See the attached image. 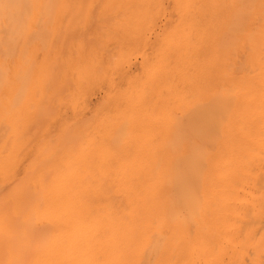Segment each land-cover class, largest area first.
I'll return each instance as SVG.
<instances>
[{
	"label": "bare ground",
	"instance_id": "bare-ground-1",
	"mask_svg": "<svg viewBox=\"0 0 264 264\" xmlns=\"http://www.w3.org/2000/svg\"><path fill=\"white\" fill-rule=\"evenodd\" d=\"M73 1L82 0H0V264H264V0H201L200 123L184 130L172 119L168 176L159 168L146 178L77 180L69 166L76 175L8 177L29 118L27 41L51 32L47 19ZM88 1L123 8L161 0ZM172 2L177 74L188 0ZM16 50L26 58L16 65L22 87ZM35 78L33 94L43 88L42 74Z\"/></svg>",
	"mask_w": 264,
	"mask_h": 264
},
{
	"label": "rangeland",
	"instance_id": "rangeland-1",
	"mask_svg": "<svg viewBox=\"0 0 264 264\" xmlns=\"http://www.w3.org/2000/svg\"><path fill=\"white\" fill-rule=\"evenodd\" d=\"M73 2L66 3L63 8L70 5V10L58 19H47L51 32L32 34L27 41L29 118L12 147L14 161L12 167H6L11 173L6 170V174L15 180L28 179L27 173L34 171L29 179L40 174L50 178L52 170V177L58 178L60 171L68 177L75 170L81 176L77 180L86 175L91 180L116 181L129 175L157 176L162 170L168 176L167 149L175 128L172 119L180 127L184 125V130L200 123L194 116L200 115L204 89L201 0L187 2L189 22L183 26L178 44V78L172 69L171 29L178 18L172 0L153 1L148 7L125 4L123 8L99 1ZM19 58L25 57L16 50V83L23 73L16 66ZM34 73L35 77L41 73L43 80L37 94L32 89L38 83ZM176 94L180 95L178 103ZM124 114L131 123L124 125ZM128 129L133 131L131 137L125 135Z\"/></svg>",
	"mask_w": 264,
	"mask_h": 264
}]
</instances>
